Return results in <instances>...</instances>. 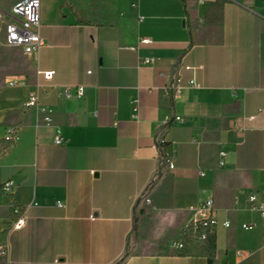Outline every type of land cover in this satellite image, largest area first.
Wrapping results in <instances>:
<instances>
[{
  "label": "crops",
  "instance_id": "1",
  "mask_svg": "<svg viewBox=\"0 0 264 264\" xmlns=\"http://www.w3.org/2000/svg\"><path fill=\"white\" fill-rule=\"evenodd\" d=\"M47 1L37 55L6 46L0 28V140L17 134L0 155V185L13 181L12 201L30 206L0 264H209L172 248L209 198L213 264H264V220L247 211V196L264 194V0H114L111 12ZM173 75L194 81L177 100L164 92ZM15 79L27 87L9 88ZM37 85L51 125L24 106ZM66 86L86 93L65 100ZM174 116L184 123L160 129ZM158 135L175 168L148 190ZM8 205L0 195L2 220Z\"/></svg>",
  "mask_w": 264,
  "mask_h": 264
},
{
  "label": "built area",
  "instance_id": "2",
  "mask_svg": "<svg viewBox=\"0 0 264 264\" xmlns=\"http://www.w3.org/2000/svg\"><path fill=\"white\" fill-rule=\"evenodd\" d=\"M41 6L42 0H19L11 9L10 12L0 11V23L4 29V42L6 46L11 48H19L27 56L37 55L40 50L46 45V42L40 36L41 26ZM133 8H136V3H133ZM142 45L151 44L152 41L145 39L140 42ZM153 59L145 60L144 64L153 62ZM45 81L53 79V72L41 73ZM194 86V81H191L189 86L182 87L176 76H172L168 85L164 88L166 95L177 100L181 98L183 93ZM9 88H24L27 87L25 79H15L8 82ZM47 88L43 85H37L27 96L24 106L27 109H36L42 120L46 125H51L53 122L52 115L54 111L42 105L41 99ZM86 93L84 86H66L59 90V95L65 100L82 98ZM136 119V117H134ZM173 122L183 124L184 118L180 116L166 117L160 124V129H164ZM17 134L15 132H8L5 140L15 142ZM64 140L60 137L58 131L55 138V145L62 146ZM168 144L162 139L161 135L156 138L155 149L159 154V166L156 170L148 190L159 180L164 170L168 168L173 170L175 168V154L167 153ZM226 152H220V167L225 166ZM147 190V191H148ZM14 193V183L9 180L0 185V195L8 199V212L5 220L0 219V260L7 258L9 254V236L14 231H19L26 225L27 211L30 206H20L12 201ZM57 206L64 208L61 202H57ZM247 211L251 214L257 215L264 220V194L251 193L247 196ZM219 225L216 216L214 200L207 199L197 210L196 218L184 230V236L192 233L193 239L198 244H205L209 238L215 234V230ZM225 228L231 227L230 221L223 223ZM244 231H253L256 228L255 224L243 223L241 225ZM172 248L176 252H183L185 250L184 238L175 241Z\"/></svg>",
  "mask_w": 264,
  "mask_h": 264
},
{
  "label": "trees",
  "instance_id": "3",
  "mask_svg": "<svg viewBox=\"0 0 264 264\" xmlns=\"http://www.w3.org/2000/svg\"><path fill=\"white\" fill-rule=\"evenodd\" d=\"M99 2L97 0H92V6L94 7V10H99ZM78 24L80 25H91L93 24L90 20H79ZM0 155L2 152L8 150L12 145H14V142L0 140ZM185 241V250L183 252L184 255L187 256H204L207 257L208 263L213 264L215 259V253H216V240L215 236H211L205 244H198L193 239V234L189 233L185 236H183Z\"/></svg>",
  "mask_w": 264,
  "mask_h": 264
},
{
  "label": "rangeland",
  "instance_id": "4",
  "mask_svg": "<svg viewBox=\"0 0 264 264\" xmlns=\"http://www.w3.org/2000/svg\"><path fill=\"white\" fill-rule=\"evenodd\" d=\"M19 0H0V11L3 12H10L13 6L18 2ZM63 1V0H60ZM99 4L101 1L103 3L107 2L108 11L111 12L114 10V0H97ZM49 8L53 9L56 7L58 0H48ZM46 6V4H45ZM44 7V3H43ZM42 21V18H41ZM2 27V24L0 23V28Z\"/></svg>",
  "mask_w": 264,
  "mask_h": 264
}]
</instances>
